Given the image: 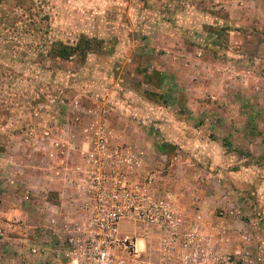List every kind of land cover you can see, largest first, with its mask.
<instances>
[{
  "label": "rangeland",
  "instance_id": "1",
  "mask_svg": "<svg viewBox=\"0 0 264 264\" xmlns=\"http://www.w3.org/2000/svg\"><path fill=\"white\" fill-rule=\"evenodd\" d=\"M43 1L52 14L51 40L75 44L88 38L94 46L85 54L61 59L5 49L0 39V264H55L62 253L59 237L66 232L64 223L58 235L49 232L51 217L47 216L52 211L47 201L60 204L58 193L69 188L67 172L82 164L99 128L114 130L113 141L137 149L167 138L157 130L162 119L155 114L169 106L183 109L173 101L177 71H185L182 79L188 85L198 80L189 66L196 61L195 54L203 56L197 48H205L207 58L224 55L225 62L230 58L227 66L215 63L222 76L226 69L239 72L238 76L252 70L243 59L254 60L264 71V0ZM211 40L226 51L211 47ZM182 42L193 54L179 52ZM42 57L45 60L40 62ZM254 81L262 88L254 98L259 107L245 94L231 97L230 104L238 103L249 117L261 113L262 134L264 80ZM214 92L222 96L220 88L207 92L208 97L202 89L195 90L205 101ZM230 104L227 111L236 113ZM239 137L208 130L201 134L203 141L223 148L225 160L218 165L221 181L209 179L205 169L192 181L179 176L176 181L163 180L157 175L153 182L155 192L166 189L170 193L166 196L177 204L180 256L195 249L181 242L192 232L202 238L198 247L207 264H218L223 254L236 264H264V134L247 137L257 140L254 149ZM169 169L157 168L162 173ZM206 187L209 193L204 195ZM200 204L206 213L215 214L214 219L208 215L198 219L195 207ZM204 224L213 225L205 228ZM151 230L126 221L121 225L124 234L139 239ZM153 235L158 248H164L162 233ZM216 236L220 240L224 236L223 249L219 242L209 245V237ZM50 241L56 246L46 247ZM138 247L142 251L140 243Z\"/></svg>",
  "mask_w": 264,
  "mask_h": 264
},
{
  "label": "built area",
  "instance_id": "2",
  "mask_svg": "<svg viewBox=\"0 0 264 264\" xmlns=\"http://www.w3.org/2000/svg\"><path fill=\"white\" fill-rule=\"evenodd\" d=\"M113 132L99 128L74 170L75 218L64 223L65 237L59 238L62 253L55 264H207L198 247L202 238L192 232L181 242L195 247L189 250L195 260L189 252L177 256L181 224L176 202L153 190L157 176L146 167L145 153L132 144L116 143ZM124 221L158 229L166 252L156 259L145 255L138 247L139 237L121 231ZM217 263L236 264V260L223 254Z\"/></svg>",
  "mask_w": 264,
  "mask_h": 264
},
{
  "label": "crops",
  "instance_id": "3",
  "mask_svg": "<svg viewBox=\"0 0 264 264\" xmlns=\"http://www.w3.org/2000/svg\"><path fill=\"white\" fill-rule=\"evenodd\" d=\"M182 44L183 47L181 50L179 49V52L193 54V51L187 47L188 44L183 42ZM210 44L211 47L216 46V48H218V50L221 52L226 51L224 47L219 46L214 41H212ZM197 49L202 50L199 51V53L202 52L201 54H203V56L201 55L200 57L195 54L194 56L196 61L190 63L189 66H193L190 71L195 72L193 77L198 78V80H195L192 84L188 85L185 83L184 79H182L183 72L185 73V71L182 70V74L179 72V70L177 71V84H175V88H177V94H174L173 101L177 102V105L183 107V109H169V106V108H166L165 110L155 114V117L157 116L158 119H162V121L158 123L157 130L164 132V135H166L167 138L161 139V141L157 142V144H150V142H147L143 146H139L140 150L145 153L146 167L148 169L155 170L156 176L161 175L163 180L172 179L176 181L177 177L179 176L187 182L192 181V178L194 177L198 179V176L202 174L201 170L205 169L209 179L212 178L217 181L222 180L218 172V165L220 164L221 160H225V158L222 157V152L224 151H222V146L220 147L218 144H214V142L211 143L202 140L201 134L207 130L213 131L217 134H235L241 136V138L243 136L244 140L248 142V144L253 149L256 147L257 140H254L255 142H251L248 140V138L256 139L257 135L261 136L264 134V131L261 134V113L254 112L252 116L250 115L249 117V114L246 112L244 113L241 111V109H239L240 105H238V103L237 105L232 103L234 106L230 104L232 102L230 99L231 97H235L236 94H245L251 97V102L254 104V106L259 107L258 101L254 98L255 94L261 93L260 91L262 88L260 85L255 84L254 79L262 78V80H264V71L259 69V65H257L254 60L243 59L242 63H249L252 70H249L247 74L241 73L245 74L243 76H238L239 72H236L233 69H226L224 72L222 71L225 76H222L221 73L216 70L215 63L220 61L223 63V65L227 66L228 63L232 62L230 58L228 62L223 61V58H225L224 55H221L220 58H207L208 51L205 48L199 47ZM247 67L248 66L245 68ZM203 69H205V71L202 73ZM226 77L229 78V80H226ZM204 78H212V80L207 81ZM244 83L247 86H245ZM233 87H237L238 90L233 89ZM163 88L165 89V86H163ZM214 88H220L222 91L221 97L217 96V94L214 92L216 95L212 94V97H209V99H206L205 101L199 96V94L195 93V90L201 91L202 89L203 93L208 97L207 92L211 94V92L214 91ZM168 91L171 92L169 89ZM166 99L169 103V98ZM215 104H217V108L213 107ZM219 104H221V108L218 107ZM229 104L230 107H233V109L237 111L236 113L227 111L226 107L229 106ZM201 119L205 120L204 124L201 123ZM196 122L201 123V125H197ZM219 154H221L222 158L219 157ZM167 166L170 168L169 173H162L161 170H157L159 167ZM190 167H197V169H200L199 171L201 172L192 173L190 171ZM67 174L68 175H66L65 178L69 188L58 193L60 204L52 202L50 203L47 201L49 205H51L50 210L52 211V213H48L47 218L50 216L51 221L54 219L52 222L49 220L50 228L54 229H50L49 232L54 235H58L59 231L62 230L61 224L65 223V220L75 218L74 204L77 201V197L74 194L77 186L76 182L73 180L75 172L71 170L68 171ZM205 191L206 192L204 195L209 193L207 187ZM162 192L169 193L166 189H163ZM195 213L197 214L198 219H201L205 215H208L209 217L213 216L214 219L215 216V214L211 211L206 213L205 209L201 207V204L198 207H195ZM212 223H216V220H213ZM204 226L205 228H212L209 224H204ZM151 229L153 231L151 230L148 232L146 237L144 236L143 238L139 239L138 245L140 243L142 246V252L145 255L153 256L155 254L158 258L160 257V254L166 252V248H158V244L156 243L153 232H158L160 235V231L154 227H151ZM223 239L224 236L221 237V240L217 236L209 237L208 243H210L209 245L211 246L213 242H219V248L223 249ZM31 243L35 247H38L39 245L32 241ZM48 245H51L52 247L56 246V244L51 243V241L46 244V247ZM59 245L61 246V244ZM160 250H162V253H160ZM51 251H54V249ZM188 255L191 256V260H195L193 252H189ZM177 256H180V254H177ZM51 259L53 260L54 256H52Z\"/></svg>",
  "mask_w": 264,
  "mask_h": 264
},
{
  "label": "trees",
  "instance_id": "4",
  "mask_svg": "<svg viewBox=\"0 0 264 264\" xmlns=\"http://www.w3.org/2000/svg\"><path fill=\"white\" fill-rule=\"evenodd\" d=\"M18 9H21L20 13ZM51 16L43 0H0L2 47H11L20 53L32 52L35 56L49 55L61 59H69L93 49V40L88 38L80 39L75 44L51 40ZM43 57L40 62L45 60Z\"/></svg>",
  "mask_w": 264,
  "mask_h": 264
}]
</instances>
